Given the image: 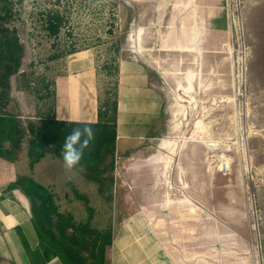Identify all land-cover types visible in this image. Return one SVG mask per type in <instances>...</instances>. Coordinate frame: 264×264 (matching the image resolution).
Here are the masks:
<instances>
[{
    "label": "rangeland",
    "instance_id": "rangeland-1",
    "mask_svg": "<svg viewBox=\"0 0 264 264\" xmlns=\"http://www.w3.org/2000/svg\"><path fill=\"white\" fill-rule=\"evenodd\" d=\"M189 1L159 3L183 4V19H189ZM208 1L198 16L199 55L161 49L167 19L150 29L156 68L150 78L161 108L152 138L116 147L114 171L105 176L114 180L109 194L85 178L82 166L68 172L52 154L36 169L24 164L21 173L47 188L58 213L71 215L76 225L87 223L90 213L75 191L86 196L92 228L112 225L113 239L154 241L151 228L161 241L159 233L168 239L183 228V264L191 257L200 264H264V0ZM6 3L10 27L25 47L22 71L34 73L39 91H22L19 78H11L7 112L25 121L50 110V94L75 55H88L96 72L114 67L132 55L128 34L155 19L149 3L134 0ZM58 15L62 29L50 37L43 26ZM191 27L185 28L191 32L187 49L194 47ZM113 80L96 76V95H113Z\"/></svg>",
    "mask_w": 264,
    "mask_h": 264
},
{
    "label": "crops",
    "instance_id": "crops-1",
    "mask_svg": "<svg viewBox=\"0 0 264 264\" xmlns=\"http://www.w3.org/2000/svg\"><path fill=\"white\" fill-rule=\"evenodd\" d=\"M134 1L149 3L155 13V19L150 21L149 26L138 25L135 31L128 34L129 51L132 55L128 59L119 61L117 148L134 141L152 138L150 133L153 131L157 113L161 108V102L156 95L155 83L150 78V73L156 71L152 64L153 56H155L153 52L155 43L152 42L150 32L153 30L150 29L155 28V25H160L161 20L167 19L165 27L168 28V32L164 35L167 46L161 49L180 55L183 52L200 54L198 16L203 14V0H200L202 2L200 4L198 0L189 1V4L194 5L189 19H183V4L179 2L161 6L159 0ZM163 2L166 4V0ZM208 2L210 6L214 3L212 0ZM186 21L190 22L186 23ZM188 24L192 25L191 30H193L190 39L194 47L191 49L183 47V42H187L191 36V32L185 29L188 28ZM65 72L66 74L56 82V107L52 116L59 122L96 124L98 122L96 71L91 59L85 54L75 55L69 61ZM19 118L23 120L22 117ZM31 121L35 122V120ZM163 146L165 147V144ZM21 148H26L23 151L25 155H22L21 151L19 160L15 163L0 158V264H34L26 247L32 253H39V259H36L37 264H62L57 254L39 237L29 200L20 190L8 189L21 176L38 182L31 174L21 173L24 164L26 168H29L26 144H23ZM39 164L40 162L33 169H36ZM176 232L177 236L168 239L165 233H159L161 241L155 240L158 237L151 228L148 235L152 233L154 241L113 239L111 247L106 252L107 263L183 264V228ZM145 249L149 251L145 252ZM111 254L114 255L113 258ZM189 260L188 264H200L196 258L191 257Z\"/></svg>",
    "mask_w": 264,
    "mask_h": 264
},
{
    "label": "trees",
    "instance_id": "trees-1",
    "mask_svg": "<svg viewBox=\"0 0 264 264\" xmlns=\"http://www.w3.org/2000/svg\"><path fill=\"white\" fill-rule=\"evenodd\" d=\"M11 9L6 0H0V158L11 163L19 160L21 146L26 144V155L29 167L32 169L46 155L52 154L62 159L61 149L64 137L73 127L84 124L56 121L52 116L56 107V90L50 94L51 107L45 114L38 115L36 122L23 121L18 116L7 112L11 101V78H19V89L30 93H39L35 89L34 73L22 71L25 47L15 28L10 27ZM63 20L58 16L50 17L44 24V30L50 37L56 36L62 29ZM78 51H72L71 55ZM118 62V56L112 62ZM32 67V65L30 66ZM105 74L108 79H114L113 95L106 100L98 94V122L90 124L96 132V139L81 163L87 174L85 178L97 183L101 194H109L113 186V178L105 176L114 171L117 114H118V75L119 64L114 67L104 66L96 72V76ZM44 97L43 99H47ZM42 99V98H41ZM49 145L54 147L49 148ZM9 190H20L31 205L33 219L39 237L58 256L62 264H108L106 252L113 242V227L109 225L104 230L91 226L94 210L89 207L88 198L75 191L78 200L82 201L90 219L87 223L76 225L71 215L58 213L55 196L43 185L32 178L21 176L8 187ZM111 202V196L108 198ZM54 216L58 221L54 222ZM68 230H72L68 233ZM26 246V245H25ZM27 253L34 264L39 259V253H32L26 247Z\"/></svg>",
    "mask_w": 264,
    "mask_h": 264
},
{
    "label": "clouds",
    "instance_id": "clouds-1",
    "mask_svg": "<svg viewBox=\"0 0 264 264\" xmlns=\"http://www.w3.org/2000/svg\"><path fill=\"white\" fill-rule=\"evenodd\" d=\"M95 139L96 132L90 124L72 128L64 137V143L61 149L63 167L66 171L71 172L81 163L85 151L90 148ZM48 147L52 148L54 146L49 145Z\"/></svg>",
    "mask_w": 264,
    "mask_h": 264
},
{
    "label": "water",
    "instance_id": "water-1",
    "mask_svg": "<svg viewBox=\"0 0 264 264\" xmlns=\"http://www.w3.org/2000/svg\"><path fill=\"white\" fill-rule=\"evenodd\" d=\"M249 166V165H248Z\"/></svg>",
    "mask_w": 264,
    "mask_h": 264
}]
</instances>
